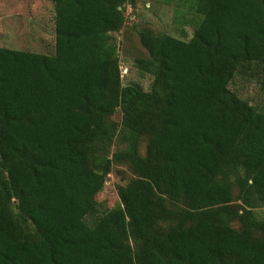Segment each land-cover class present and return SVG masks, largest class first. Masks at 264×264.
Returning a JSON list of instances; mask_svg holds the SVG:
<instances>
[{"label":"trees","instance_id":"obj_1","mask_svg":"<svg viewBox=\"0 0 264 264\" xmlns=\"http://www.w3.org/2000/svg\"><path fill=\"white\" fill-rule=\"evenodd\" d=\"M51 1L53 53L0 46V264H264V106L230 87L264 72V0H177L189 39L138 31L148 89L112 34L134 0Z\"/></svg>","mask_w":264,"mask_h":264},{"label":"rangeland","instance_id":"obj_2","mask_svg":"<svg viewBox=\"0 0 264 264\" xmlns=\"http://www.w3.org/2000/svg\"><path fill=\"white\" fill-rule=\"evenodd\" d=\"M125 23L120 31L112 33L118 46L122 72V82L136 84L148 89L152 76L140 72L134 65L135 58L146 56L138 31L150 28L154 32H165L179 38L189 39L196 21V12L177 0H134V7L127 3ZM0 46L51 54L55 50L54 4L51 0H0ZM252 103L264 106V72L252 80L235 78L230 86ZM120 122L121 113L112 116ZM144 140L140 152L144 150ZM115 142L110 152L115 150ZM133 176L128 165L115 163L104 187L97 193L100 213H105L120 205L118 186ZM264 209H261V212Z\"/></svg>","mask_w":264,"mask_h":264}]
</instances>
